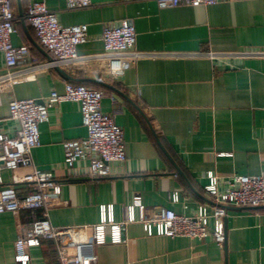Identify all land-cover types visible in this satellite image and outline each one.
Returning a JSON list of instances; mask_svg holds the SVG:
<instances>
[{"label": "crops", "instance_id": "obj_1", "mask_svg": "<svg viewBox=\"0 0 264 264\" xmlns=\"http://www.w3.org/2000/svg\"><path fill=\"white\" fill-rule=\"evenodd\" d=\"M31 1H14L18 33L12 40L16 46L30 45L39 62H45L52 56L25 18ZM36 1L55 11L61 25L87 24L88 41L78 46L80 58L70 65L30 63L11 69L17 82L6 86L7 79L0 81L2 130L16 136L19 129L10 118L11 100H41L53 89L62 92L67 81L83 83L104 90L105 112L115 107L112 96L120 101L116 123L124 130L127 155L126 161L111 163L107 178L92 177L88 161L68 166L63 142L87 136L80 106L68 101L50 108L48 120L40 124L41 144L32 151V165L61 186L48 207L53 226H93L102 205H112L115 220L121 222L124 206L137 199L149 210L171 208L191 215L205 205L211 214L214 203L205 190L210 172L218 177L220 191L234 174H264V56L205 55L264 51V0L169 8H161L158 0H92L81 9H68L66 0ZM123 20L135 25V49L155 55L113 76L108 61L99 57L105 50L102 34L106 25ZM8 71L0 54V78ZM3 177L12 182L10 171H3ZM17 187L21 192L29 189L24 183ZM226 211L223 248L212 236H148L135 222L123 228V243L95 247L96 264H264V207L229 205ZM43 212L0 213V264H17L19 226ZM57 254V243L43 240L30 248L29 264H59Z\"/></svg>", "mask_w": 264, "mask_h": 264}, {"label": "built area", "instance_id": "obj_2", "mask_svg": "<svg viewBox=\"0 0 264 264\" xmlns=\"http://www.w3.org/2000/svg\"><path fill=\"white\" fill-rule=\"evenodd\" d=\"M15 0H0V54L9 71L0 81L7 84L17 82L11 69L35 63L47 68L63 67L76 62L80 55L78 46L88 41V25H61L55 11L44 1L29 3L25 18L34 29L41 46L51 54V59L39 62L30 45L16 46L12 37L18 33ZM219 0H158L161 8L181 5H213ZM68 9L89 7L92 0H66ZM137 32L133 22L123 20L119 24L105 26L102 40L104 52L99 57L108 61L109 72L122 76L138 60L155 55L135 49ZM211 59L229 55L264 56V51H245L236 54L209 52ZM105 92L83 83L67 81L64 90L53 89L41 100L35 98L13 99L9 104L10 118L17 121L16 136L2 130L0 122V213L18 214L21 210L35 213L44 209L41 216L29 223L20 224L15 241L14 261L29 264L30 248L40 246L43 240H54L58 246L59 264H96L98 256L95 247L109 243L124 242L123 228L129 223L139 222L148 236L189 237L205 240L212 236L220 247L225 246L227 217L226 207L264 206V174L239 175L228 178L225 191L218 188V177L212 172L206 193L214 203L210 214L208 207L201 205L191 215L179 214L171 208L149 210L140 199L124 206L125 218L115 220L112 205L100 206V220L93 226L58 228L51 223L48 207L52 198L61 193V186L43 170L32 165V151L41 144L40 124L49 118V110L56 104L76 102L80 106L82 123L87 136L63 142L64 162L73 167L76 162H89L90 175L95 178L111 176V163L126 161L124 130L116 123V116L122 112V105L112 96L115 107L112 112L102 109ZM12 173V182L6 183L3 171ZM27 184L28 191L21 192L18 184ZM178 195L174 201H178ZM210 219L213 228L210 229ZM90 230V231H87Z\"/></svg>", "mask_w": 264, "mask_h": 264}, {"label": "water", "instance_id": "obj_3", "mask_svg": "<svg viewBox=\"0 0 264 264\" xmlns=\"http://www.w3.org/2000/svg\"><path fill=\"white\" fill-rule=\"evenodd\" d=\"M18 2H20V0H18ZM19 13H20V16H21L22 19H23V18H24V13H23V10H22V7L20 6V4H19ZM23 20H24V19H23ZM24 25H25V22H24ZM32 41H33V43L35 44L36 47L40 48V46L38 45V43H36L34 40H32ZM64 74H65V72H64ZM66 75H67V74H66ZM67 77L72 78L71 76H68V75H67ZM84 80L87 81V82H96V83L102 84V85H104V86L111 87L110 85H108V84H106V83H104V82H101V81H99V80H96V79L86 78V79H84ZM177 169H178V171H179L181 174H183V173L180 171L179 168H177ZM262 207H264V206H262ZM251 208H255V207H251Z\"/></svg>", "mask_w": 264, "mask_h": 264}]
</instances>
